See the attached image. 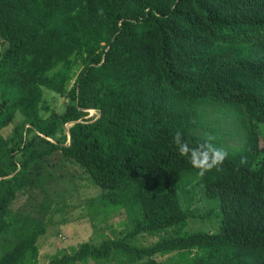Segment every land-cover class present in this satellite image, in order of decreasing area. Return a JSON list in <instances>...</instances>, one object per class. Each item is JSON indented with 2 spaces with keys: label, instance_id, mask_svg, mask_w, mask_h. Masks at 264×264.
<instances>
[{
  "label": "trees",
  "instance_id": "16d2710c",
  "mask_svg": "<svg viewBox=\"0 0 264 264\" xmlns=\"http://www.w3.org/2000/svg\"><path fill=\"white\" fill-rule=\"evenodd\" d=\"M0 37V264H41L39 239L63 210L56 155L102 188L96 213L125 210L132 228L45 264H264V0H0ZM221 106L241 109V146L226 145ZM177 133L193 145L210 133L229 156L200 176ZM193 180L221 209L217 232L185 230L213 216L194 208ZM24 193L41 195L35 212L13 207Z\"/></svg>",
  "mask_w": 264,
  "mask_h": 264
},
{
  "label": "rangeland",
  "instance_id": "374dc122",
  "mask_svg": "<svg viewBox=\"0 0 264 264\" xmlns=\"http://www.w3.org/2000/svg\"><path fill=\"white\" fill-rule=\"evenodd\" d=\"M7 45L0 37V52ZM48 102L55 107L58 112L64 111L67 100L65 97L54 94L52 90L45 88ZM216 114L221 118V122L226 124L224 126L226 135L225 143L227 146H241L243 143V134L246 135L244 129L242 111L235 107H219ZM96 111L91 110L90 115H95ZM214 124V123H213ZM70 124L66 125L68 128ZM14 128V124L9 125L3 129L5 136H10ZM244 135V136H245ZM233 136V137H232ZM52 170L59 177L58 181L51 186L50 191L55 199V207H63L60 212L53 214L52 221L48 226V231L39 239L40 247V261L41 264L49 262L52 257L60 251L72 252L73 248L84 241H93L96 243L102 242L107 238L122 237L127 234L131 228L132 223L128 220L125 210L113 212L104 216L102 212L96 213L91 208L89 200L98 197L102 188L95 186L83 168L69 160H63L59 155L52 159ZM189 175L184 176L180 180V184L184 185L188 182ZM202 183L191 181L187 190L189 194L197 196L194 208L198 209L201 214L208 213L212 209V218L193 217L189 220L185 230L193 231H213L217 232L221 229L223 219L221 216V209L217 202H207L202 198L203 190ZM202 191V192H201ZM188 192L182 188V200ZM194 197V198H195ZM198 198V199H197ZM40 196L20 194L15 201L13 207L15 209H22L26 212H35L36 204ZM52 214V213H51ZM174 227H169L167 230L156 233L154 236L148 233L138 235L133 244L139 246H147L155 243L161 237L173 233ZM167 256H156L158 261H165ZM124 263L128 264L127 259ZM143 261L139 262L142 264ZM81 264V263H77ZM89 264H120L118 260L112 259L108 262L96 263L91 261Z\"/></svg>",
  "mask_w": 264,
  "mask_h": 264
},
{
  "label": "clouds",
  "instance_id": "9594fccd",
  "mask_svg": "<svg viewBox=\"0 0 264 264\" xmlns=\"http://www.w3.org/2000/svg\"><path fill=\"white\" fill-rule=\"evenodd\" d=\"M215 139L209 133L200 142L193 145L189 141L184 140L181 133H177L174 137L179 156L187 159L192 167L198 169L200 176L205 175L206 172L214 168L219 170L229 156L227 150L216 145Z\"/></svg>",
  "mask_w": 264,
  "mask_h": 264
}]
</instances>
